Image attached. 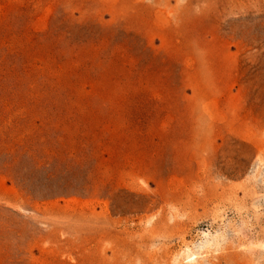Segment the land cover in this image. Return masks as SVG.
Instances as JSON below:
<instances>
[{
  "label": "rangeland",
  "instance_id": "374dc122",
  "mask_svg": "<svg viewBox=\"0 0 264 264\" xmlns=\"http://www.w3.org/2000/svg\"><path fill=\"white\" fill-rule=\"evenodd\" d=\"M263 243L264 0H0V264Z\"/></svg>",
  "mask_w": 264,
  "mask_h": 264
},
{
  "label": "bare ground",
  "instance_id": "6f19581e",
  "mask_svg": "<svg viewBox=\"0 0 264 264\" xmlns=\"http://www.w3.org/2000/svg\"><path fill=\"white\" fill-rule=\"evenodd\" d=\"M209 236H210V235H209ZM207 241H208V240H207ZM209 241H210V240H209ZM209 241H208V242H209ZM212 242H213V241H212ZM212 242H211V243H212ZM209 243H210V242H209ZM206 245H208V244H206ZM263 246H264V243H263ZM196 247H197V246H196ZM191 249H192V248H191ZM187 250H188V249H187ZM189 252H191V251L189 250ZM198 252H199V251H198ZM186 253H187V252L185 251V254H186ZM193 254H194V252H191V253H188L186 256H187V257H190V258H193V256H194ZM186 256H185V257H186ZM190 258H189V259H190ZM227 259H228V258H227ZM190 261H191V260H190ZM220 261H221V260H220ZM220 264H221V263H220Z\"/></svg>",
  "mask_w": 264,
  "mask_h": 264
}]
</instances>
